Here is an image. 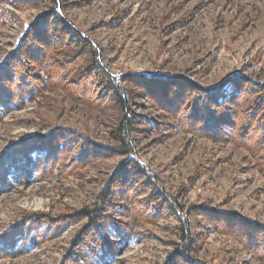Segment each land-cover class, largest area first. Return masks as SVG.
<instances>
[{"label":"rangeland","instance_id":"rangeland-1","mask_svg":"<svg viewBox=\"0 0 264 264\" xmlns=\"http://www.w3.org/2000/svg\"><path fill=\"white\" fill-rule=\"evenodd\" d=\"M56 1L65 19L92 42L100 63L117 79L182 77L205 89L220 87L234 77L264 84V0ZM48 10H18L0 3V66ZM122 87L129 112L158 125L154 130L150 124L135 122L131 138L139 161L188 215L197 244L192 256L204 264H264L236 237L215 231L206 216L197 214L237 213L264 225V178L255 170L249 152L181 131L177 121L145 91L126 83ZM160 98L157 100L168 109L181 99L180 94ZM122 116L112 99L92 107L72 100L63 89H48L35 102L3 118L0 154L21 138L49 135L60 127L115 147L111 135ZM122 159L101 161L70 175L5 191L0 195V236L19 225L28 213L55 218L94 208ZM109 215L129 224L135 236L110 264H164L181 243L174 232L179 225L175 218L133 224L112 212ZM83 223L26 253L0 260V264H59ZM259 241L248 244L256 254L264 246Z\"/></svg>","mask_w":264,"mask_h":264},{"label":"trees","instance_id":"trees-1","mask_svg":"<svg viewBox=\"0 0 264 264\" xmlns=\"http://www.w3.org/2000/svg\"><path fill=\"white\" fill-rule=\"evenodd\" d=\"M2 2L18 10H49L28 28L17 49L0 66V123L7 114L35 102L48 89H63L72 100L92 107L112 99L123 116L111 135L117 142L115 147L64 127L49 135L35 134L12 143L0 154V195L17 185L63 177L117 157L123 159L94 208L55 218L28 213L19 225L0 236V260L26 253L84 222L59 264H110L135 237L131 226L111 217L112 212L133 224H158L165 218H175L179 225L174 232L181 243L176 244L164 264H204L192 256L197 244L183 207L159 186L156 176L137 157L131 138L134 123L150 124L154 130L158 125L129 112L122 83L145 91L177 121L181 131L247 150L263 178L264 84L234 77L220 87L205 89L182 77L138 75L117 79L100 63L92 42L65 19L56 0ZM174 93L181 99L173 109L159 102L158 97L172 98ZM197 214L206 216L215 231L233 235L250 254L264 260V225L237 213ZM256 240L263 246L258 254L248 246Z\"/></svg>","mask_w":264,"mask_h":264}]
</instances>
